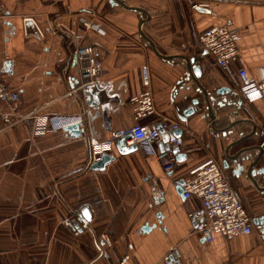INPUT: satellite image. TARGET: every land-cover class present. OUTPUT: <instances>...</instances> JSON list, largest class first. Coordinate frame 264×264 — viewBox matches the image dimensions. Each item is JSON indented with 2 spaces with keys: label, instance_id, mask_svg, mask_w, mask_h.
I'll list each match as a JSON object with an SVG mask.
<instances>
[{
  "label": "crops",
  "instance_id": "0c3cea01",
  "mask_svg": "<svg viewBox=\"0 0 264 264\" xmlns=\"http://www.w3.org/2000/svg\"><path fill=\"white\" fill-rule=\"evenodd\" d=\"M109 1L0 0V74L20 94L17 103L0 105V114L12 119L6 123L0 115V264H119L126 255L131 256L126 264H171L167 258L180 264H264L259 227L254 225L250 235L231 240L216 235L206 242L190 218L204 213L202 201L184 199L176 187L214 160L253 220L264 217V191L246 173L235 174V164L223 168L229 145L254 128L257 134L243 146L264 149V98L249 103L246 94L255 84L231 79L196 41L210 28L231 24L239 36V58L231 69L261 80L264 0H195L208 5L197 10L187 0H121L149 13L142 30L161 55L195 60L203 89L214 96L224 87L236 92L217 96L227 103L215 108V128L204 109L181 120L190 100L203 97L187 78L185 60L159 57L140 35L142 14ZM25 18H33L43 39L26 35L36 28L25 25ZM82 19L94 28L86 31ZM53 23L59 25L57 34L51 32ZM81 45H94L102 54L104 75L99 88L92 89L91 106L82 94L69 95L83 68L75 59ZM145 67L157 113L136 121L131 99L148 88ZM53 115L83 116L85 134L73 138L60 130L37 135L40 119ZM162 119L180 122L183 131L178 148L185 160L172 173L166 174L161 161L140 145L127 156L115 147L116 160L105 171L90 170V140L105 141L113 131ZM236 121L244 124L225 137L221 130ZM258 154L251 152L252 160ZM257 168H264V154ZM257 179L261 184L262 178ZM85 208L91 219L79 221ZM66 219L79 228L64 224ZM146 225L150 230L144 232Z\"/></svg>",
  "mask_w": 264,
  "mask_h": 264
},
{
  "label": "built area",
  "instance_id": "2783aa9c",
  "mask_svg": "<svg viewBox=\"0 0 264 264\" xmlns=\"http://www.w3.org/2000/svg\"><path fill=\"white\" fill-rule=\"evenodd\" d=\"M192 10L207 9L208 5L201 1L187 0ZM2 9L0 3V10ZM31 22L35 25L36 33H27L28 37L43 39L44 35L38 28L33 18H25L24 23ZM86 31L94 26L81 20ZM51 32L57 34L59 25L52 24ZM239 36L237 31L227 24L221 27L210 28L196 36V41L200 47L212 55L218 66L234 81L241 84H255V88L246 94L249 103H254L264 98V78L259 81L251 79L245 70L237 74L231 69V65L239 58L238 49ZM75 59L83 64L79 84L72 88L69 95L77 93L78 90L86 86L94 85L103 75L104 67L102 63V54L99 48L94 45H81L77 48ZM148 68L143 69L144 83L147 90L137 96L132 97L134 119L136 121L155 115L157 113L154 94L150 88V78L147 74ZM20 94L16 89L6 85L0 74V105L2 103H17ZM1 115V114H0ZM6 123H11V115H1ZM43 126L36 131L37 135L47 131L65 130L67 127L83 123V116L71 115H53L46 116L42 120ZM181 129L178 121L162 119L158 123L147 125L136 124L130 130L113 131L110 137L105 141L90 140L89 166L98 162L104 154L115 156V143L126 135L132 134V140L128 141L135 145L144 147L149 155H153L162 163L163 171L172 173L178 162L174 149L179 147L180 139L175 136V132ZM166 138H168L167 142ZM160 145H163L161 150ZM178 183H176V186ZM183 197L189 200L193 197L200 199L204 207V213L191 214L190 218L196 223V233L205 239L206 242H212L216 235H222L231 240L240 235H250L254 232V220L239 200L236 192L232 188L225 171L220 164L210 160L201 167L195 169L191 176L184 180ZM69 227L73 226L71 219L64 221ZM104 244L111 245L106 235L102 236ZM105 254V250L103 251ZM102 253V254H103ZM131 256L126 255L119 264H126ZM170 263L169 258L166 259Z\"/></svg>",
  "mask_w": 264,
  "mask_h": 264
},
{
  "label": "water",
  "instance_id": "95a60500",
  "mask_svg": "<svg viewBox=\"0 0 264 264\" xmlns=\"http://www.w3.org/2000/svg\"><path fill=\"white\" fill-rule=\"evenodd\" d=\"M109 4L113 7L121 6L127 10L135 11V12L142 14L140 24H139L140 35L146 41V43H148L153 48L154 52L159 57L165 60H169V61L174 60V59L185 60L186 70L188 72L187 78L188 79L190 78L194 81L200 93H202L203 97L190 100L191 104L186 110L183 111L181 115V120L183 122H187L189 118H191L192 116L196 115L199 111H202L204 109L206 111L205 117H208L211 120L212 127L215 128L216 117H217L215 108H218V110L223 109L227 103L226 99L217 100V96H220V97H223L226 95L235 96L236 92H233L230 88L224 87L218 90L214 96L210 92L206 91L205 89L201 87L199 83V79L202 77V69L200 66L195 65L194 59H189V58L181 57V56L168 57V56L161 55L157 51L154 43L145 35V33L142 30L143 25H145L150 20V15L146 11V9L129 7L125 4L124 1H121V0H110ZM144 16H146V18H144ZM78 84H79V79L75 80L72 83V88H76ZM98 85L99 83L97 81L94 85H89V86L84 87L83 89L78 90L77 93L82 94L87 99H89V103L87 104L91 106L93 102L91 92L93 88L98 89L99 88ZM103 118H104V122L107 127L108 126V110L106 107H103ZM241 124H244L243 121L233 122L227 127H225V129L221 130V133L225 137L228 135H231L234 129L237 128ZM65 131L69 133V135L73 138H81L85 134L86 129L83 123H77V124L67 127ZM182 133L183 131L179 129L178 131L175 132V136L179 138L182 135ZM256 134L257 132H256V129L254 128V130L251 133H249L248 135H242L240 139H238L237 141H233L231 145H229V147L226 150V161L224 163L223 168L225 170H229L231 166L230 164H235L236 165L235 174L241 175L243 173H246V176L248 177V179L252 181V183L257 188L264 191V168H259V169L257 168L262 158V155L264 154V149L261 146H243V144L248 139L252 138ZM132 138H133L132 134H129L116 141L115 147L120 155L127 156V155L133 154L138 151L139 149L138 145L127 146V142L132 140ZM167 140L168 138H166L165 142H167ZM160 148L161 150H163L164 149L163 145H160ZM233 148H237V151L233 155H230V150ZM179 150L180 149L177 147L176 149H174V153L177 155L178 162H181L185 160V156L180 154ZM254 151H259V154L257 155L255 159L252 160L251 152H254ZM115 160H116V156L111 157L110 155L104 154L98 162H95L90 166V170L91 171H105L108 165L113 163ZM257 177L262 178L263 181L261 182V184L259 183ZM183 185H184V180L178 182V185L176 186L177 191L182 194H183ZM90 219H91V214L89 210L85 208L82 211V216L79 221H82V220L89 221ZM73 225L75 228H79V225H77L76 223H73ZM254 225L260 228L261 233L264 238V217H262L261 219H254ZM142 230L144 232L149 231L150 230L149 225L144 226ZM170 263L180 264L179 262L175 261L174 258H170Z\"/></svg>",
  "mask_w": 264,
  "mask_h": 264
}]
</instances>
